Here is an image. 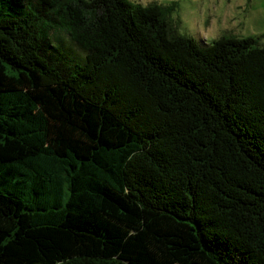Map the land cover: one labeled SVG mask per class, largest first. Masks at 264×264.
<instances>
[{"label": "trees", "instance_id": "trees-1", "mask_svg": "<svg viewBox=\"0 0 264 264\" xmlns=\"http://www.w3.org/2000/svg\"><path fill=\"white\" fill-rule=\"evenodd\" d=\"M168 11L0 0V264H264V45Z\"/></svg>", "mask_w": 264, "mask_h": 264}, {"label": "rangeland", "instance_id": "rangeland-1", "mask_svg": "<svg viewBox=\"0 0 264 264\" xmlns=\"http://www.w3.org/2000/svg\"><path fill=\"white\" fill-rule=\"evenodd\" d=\"M168 8L167 16L182 35L199 46L223 36L253 37L264 45V0H130ZM66 40V38H64Z\"/></svg>", "mask_w": 264, "mask_h": 264}]
</instances>
